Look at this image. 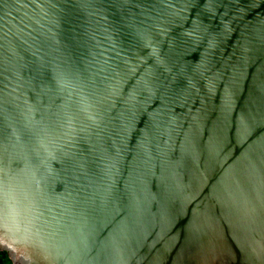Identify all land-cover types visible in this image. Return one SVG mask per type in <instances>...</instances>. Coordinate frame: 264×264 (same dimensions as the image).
I'll list each match as a JSON object with an SVG mask.
<instances>
[{
	"label": "water",
	"instance_id": "obj_1",
	"mask_svg": "<svg viewBox=\"0 0 264 264\" xmlns=\"http://www.w3.org/2000/svg\"><path fill=\"white\" fill-rule=\"evenodd\" d=\"M0 251L264 264V0H0Z\"/></svg>",
	"mask_w": 264,
	"mask_h": 264
},
{
	"label": "flooded vegetation",
	"instance_id": "obj_2",
	"mask_svg": "<svg viewBox=\"0 0 264 264\" xmlns=\"http://www.w3.org/2000/svg\"><path fill=\"white\" fill-rule=\"evenodd\" d=\"M0 264H12V261L6 252H0Z\"/></svg>",
	"mask_w": 264,
	"mask_h": 264
},
{
	"label": "trees",
	"instance_id": "obj_3",
	"mask_svg": "<svg viewBox=\"0 0 264 264\" xmlns=\"http://www.w3.org/2000/svg\"><path fill=\"white\" fill-rule=\"evenodd\" d=\"M0 252H1V253H2V252H4V253H5V251H0Z\"/></svg>",
	"mask_w": 264,
	"mask_h": 264
}]
</instances>
